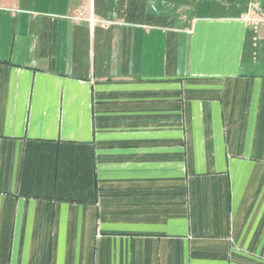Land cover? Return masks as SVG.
Masks as SVG:
<instances>
[{"label":"crops","instance_id":"crops-1","mask_svg":"<svg viewBox=\"0 0 264 264\" xmlns=\"http://www.w3.org/2000/svg\"><path fill=\"white\" fill-rule=\"evenodd\" d=\"M0 264H264V0H0Z\"/></svg>","mask_w":264,"mask_h":264},{"label":"built area","instance_id":"built-area-1","mask_svg":"<svg viewBox=\"0 0 264 264\" xmlns=\"http://www.w3.org/2000/svg\"><path fill=\"white\" fill-rule=\"evenodd\" d=\"M77 18H78V17H77ZM77 18H76V19H77ZM102 23L106 25V24H109L110 22H108V21H102Z\"/></svg>","mask_w":264,"mask_h":264}]
</instances>
